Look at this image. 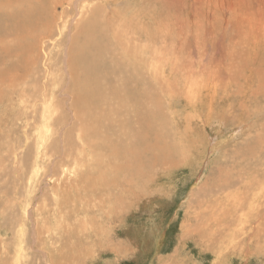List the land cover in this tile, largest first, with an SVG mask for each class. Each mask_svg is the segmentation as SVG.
Returning <instances> with one entry per match:
<instances>
[{
	"label": "rangeland",
	"instance_id": "374dc122",
	"mask_svg": "<svg viewBox=\"0 0 264 264\" xmlns=\"http://www.w3.org/2000/svg\"><path fill=\"white\" fill-rule=\"evenodd\" d=\"M5 1L0 264H264V0ZM94 6L88 72L64 53ZM62 89L81 138L53 123Z\"/></svg>",
	"mask_w": 264,
	"mask_h": 264
},
{
	"label": "bare ground",
	"instance_id": "6f19581e",
	"mask_svg": "<svg viewBox=\"0 0 264 264\" xmlns=\"http://www.w3.org/2000/svg\"><path fill=\"white\" fill-rule=\"evenodd\" d=\"M66 1H72V2H74L75 0H66ZM4 2L6 3L7 1H5L4 0ZM4 2H2L4 5H5V3ZM19 2V1H18ZM9 3V2H8ZM55 3V2H54ZM12 4V3H11ZM15 4V3H14ZM31 4V3H30ZM2 4L0 3V6H1ZM3 5V6H4ZM2 6V7H3ZM56 6V5H55ZM5 7V6H4ZM19 7V6H18ZM17 7V8H18ZM32 7H34V6H32ZM38 7V6H37ZM96 6H94L92 9H90V14H92L93 15V18L86 24V32H85V37H84V40L82 41V43L80 44V45H78L77 47H75L74 48V50H73V53L71 54V55H67L66 53H64V55H65V57L66 58H75V59H77V60H80V61H82V63H83V66H84V70L85 71H90V65L88 64V63H86V56L89 54V53H91L92 51H94V50H99L101 47H100V43H99V41H98V33H99V31H102L101 29H102V23H100L99 21H98V19H97V17L99 16L98 15V12H99V10L98 11H96V9H97V7L95 8ZM13 8H15V7H13ZM39 8V7H38ZM52 8H54V6H52ZM16 9V8H15ZM36 9V8H35ZM41 9V8H40ZM13 10V9H12ZM56 10V9H55ZM64 10H67V9H64ZM35 11H37V10H35ZM10 12H11V10H10ZM31 12H33V10H31ZM38 12V11H37ZM41 12V11H40ZM54 12V11H53ZM56 12V11H55ZM54 12V13H55ZM62 12H63V10H62ZM66 11H64L63 13H65ZM97 12V13H96ZM39 13V12H38ZM41 13H43V12H41ZM45 13V12H44ZM61 13V12H60ZM100 13H101V11H100ZM99 13V14H100ZM34 14H35V12H34ZM35 15H38V14H35ZM40 15V14H39ZM43 15V14H42ZM61 15V14H60ZM44 16V15H43ZM38 17V19H39V16H37ZM36 17V18H37ZM100 17V16H99ZM35 18V19H36ZM42 18V17H41ZM54 17H52V20H53V22L54 21H56L57 19L56 18H54ZM2 19V18H1ZM34 19V20H35ZM61 19V18H60ZM37 20V19H36ZM63 20V19H62ZM100 20V19H99ZM6 21V20H5ZM39 21H40V19H39ZM49 22L51 23L52 21H50L49 20ZM37 23H38V21H37ZM43 24H44V22H43ZM54 24H56V23H54ZM3 25H5V24H3ZM52 25V24H51ZM50 25V26H51ZM41 26V25H40ZM106 26V25H105ZM5 27V26H4ZM56 28V27H55ZM45 29V28H44ZM43 30V29H42ZM51 30V29H50ZM49 30V31H50ZM71 31V30H70ZM0 32L2 33V34H4L5 32H6V29H0ZM43 32H45V30L43 31ZM52 32V31H51ZM102 32H104V31H102ZM48 33V31L46 32V34ZM105 33V32H104ZM44 36L46 35L45 33H42ZM50 34H52V33H50ZM100 35H101V33H99ZM103 35V34H102ZM101 35V36H102ZM49 36V35H48ZM51 36V35H50ZM71 39H72V34H70V41H71ZM48 40V39H47ZM42 41H40V42H38V43H36V45H37V47H39L40 46V43H41ZM32 45H35V44H32ZM68 47V46H67ZM6 49V48H5ZM31 49H33V48H31ZM39 49V48H38ZM34 50V49H33ZM32 50V51H33ZM36 51V50H35ZM23 55V54H22ZM35 55V54H34ZM32 57V56H31ZM33 60H35V59H33ZM91 77H92V79H94V78H99V76H98V74H97V71L96 70H93V72H91ZM36 81H37V79H36ZM85 81H87V84H90L88 87L89 88H91V89H94L95 90V93L96 94H98V91L94 88V86L92 85V83H91V81H90V79H88V78H86V80ZM19 93V92H18ZM30 93V92H29ZM41 93L43 94V96H42V98H41V100H40V103H38V105H41V104H43V102H45L46 100H48L50 97L52 98V96H50L51 94H52V91H51V89L50 88H43L42 89V91H41ZM92 93V95H93V97L94 98H96L95 97V95L93 94V92H91ZM61 96L59 95L58 96V100H59V105H61L62 107L63 106H65V110H67V114H66V118H67V122H64V120L61 122H59V119H61L60 118V116H61V113L60 112H58V110H57V108H59V106H56V108H55V110L54 111H56V112H54V116H56L55 117V119H52L53 120V123H54V125L55 124H62V123H65V125H67L66 126V129H63L64 131H60L63 135L62 136H64V138H65V136L67 135V132H68V129H70L69 127H71V131H76V133H77V137L78 138H81L82 137V134H83V131H82V126H81V117H82V115H83V113H84V111L86 110L85 109V107L83 106H81L80 105V103L79 102H81L82 101V97L80 96V95H72V93L71 92H69L68 90H66V89H62V91H61ZM31 95V94H30ZM32 96V95H31ZM25 97V96H24ZM63 97H66V100H63ZM75 99H78L79 100V102L78 101H76ZM32 100H33V97H32ZM50 101V100H49ZM48 102V101H47ZM46 102V103H47ZM45 103V104H46ZM44 105V104H43ZM56 105H58V104H56ZM32 106V105H31ZM42 107V106H41ZM32 108H35L34 106L32 107ZM129 107H127V109H128ZM81 109V110H80ZM97 109L98 110H100L101 109V105H100V102L98 103V106H97ZM127 109H124V110H127ZM63 110V109H62ZM134 110V109H133ZM33 111L36 113V111H37V109H33ZM122 111H123V109H122ZM63 112V111H62ZM101 112H102V115L104 116V114H103V110H100V114H101ZM66 112L64 111V114H65ZM38 114V113H37ZM125 115H124V117L127 115V112H125L124 113ZM34 115V114H33ZM122 115H123V113H122ZM38 116V115H37ZM35 118V117H34ZM38 118H39V116H38ZM38 118H36V119H38ZM65 118V119H66ZM64 119V118H63ZM124 119V118H123ZM130 120V119H129ZM133 126V125H132ZM60 127V126H59ZM113 127V126H112ZM123 127V126H122ZM114 128V127H113ZM136 130H137V127L135 128ZM135 130V131H136ZM135 131H133V132H135ZM65 134H64V133ZM138 133V132H137ZM134 137V136H133ZM68 142H70L69 140H68ZM63 146V145H62ZM64 147V146H63ZM71 147V146H70ZM45 152L44 153H47V152H49V154H52L51 156H53L54 154H55V152L53 151V148H54V146L51 144V143H49L48 145H46L45 147ZM75 148V147H74ZM78 148V147H77ZM55 149H56V147H55ZM65 148H62V151L60 150L59 152H57V155L54 157V158H52V159H50L49 160V162H48V165H47V168L48 169H46L45 170V172L43 173L44 175L43 176H46V177H48V178H56V179H58L57 180V182H58V184H59V182L61 181V180H63V183H66L65 182V180L64 179H61V177L62 176H67V171H66V168H65V166H63V164H64V161H67V159H68V157H69V155H70V153L65 149ZM69 149V148H68ZM70 151V150H69ZM72 152V151H71ZM75 156V155H74ZM70 158H74V157H72L71 155H70ZM69 158V159H70ZM71 160H75V158L74 159H71ZM66 163V162H65ZM131 163V162H130ZM103 165V164H102ZM58 166V167H57ZM118 166H121V165H118ZM109 168V167H108ZM108 168H107V170H108ZM126 168V167H125ZM110 169H112V167L110 168ZM104 171L105 172V177H106V172L108 173V171ZM138 170V169H137ZM102 171V170H101ZM100 171V172H101ZM139 171V170H138ZM101 173H103V172H101ZM62 174V176L60 177L59 175H61ZM100 175V174H99ZM104 175H103V179H104ZM112 177V176H111ZM96 178V177H95ZM112 178H114V177H112ZM112 178H111V180H112ZM128 178V177H127ZM102 179V180H103ZM106 179H107V177H106ZM106 179H104V181L106 180ZM96 180V179H95ZM98 180H100V179H98ZM97 180V181H98ZM108 180V179H107ZM109 180H110V178H109ZM114 180V179H113ZM70 181V180H69ZM89 182V181H88ZM99 182V181H98ZM55 184V183H54ZM74 184H75V182H74ZM137 184V183H136ZM63 185H65V184H62L61 186H60V190H62L63 191ZM76 185V184H75ZM98 185V184H97ZM123 186V185H122ZM121 186V187H122ZM86 188V187H85ZM109 188V187H108ZM108 190V189H107ZM124 190V189H123ZM233 195V194H232ZM234 196V195H233ZM230 201V200H229ZM239 208V207H238ZM56 209V208H55ZM55 213H56V211H55ZM149 234V233H148Z\"/></svg>",
	"mask_w": 264,
	"mask_h": 264
}]
</instances>
